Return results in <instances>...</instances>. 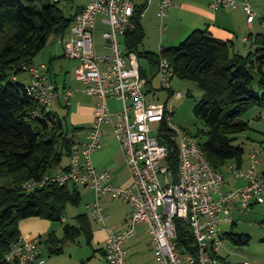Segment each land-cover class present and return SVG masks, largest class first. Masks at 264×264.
Segmentation results:
<instances>
[{"label":"built area","instance_id":"obj_1","mask_svg":"<svg viewBox=\"0 0 264 264\" xmlns=\"http://www.w3.org/2000/svg\"><path fill=\"white\" fill-rule=\"evenodd\" d=\"M153 1L89 0L75 12L68 33L57 42L62 46L63 57L77 63L74 79L83 86L80 92L96 100L93 120L87 128L86 141L73 146L64 171L27 182L23 188L31 191L46 183L88 188L95 200L86 208L97 224H103L107 218L102 207L104 198L122 200L128 206L125 226L106 228L104 264H126V244L135 238L138 228L144 229L155 264H224L217 252L223 241L222 226L232 222L226 213L236 204L240 213L255 204L264 206L263 175L257 170L256 152H250L246 167L235 162L225 165L242 185L222 190L226 183L224 175L206 160L198 138L172 124L173 102L183 94L172 89L173 71L164 57L158 59L154 76L159 78L161 90L168 92V98L162 104L146 102L147 96L154 95L151 81L141 76L138 57L128 48L124 37L134 29L135 10L146 8ZM173 2L158 0L159 19L166 17ZM252 2L209 0V7L234 10L241 6L250 26L257 17ZM260 19L264 24L263 16ZM96 30L100 31L104 54L95 50ZM22 70L28 76V83L24 82L27 90L41 106L49 108L58 98L69 105L73 91L64 87L59 93L49 79L48 64L23 65ZM109 100L120 103L119 109L112 110L107 105ZM108 130L118 142L130 174L125 186L114 184L107 168L97 171L90 161ZM179 222H185L191 231L193 254L176 246ZM4 258L11 264H45L37 239H17Z\"/></svg>","mask_w":264,"mask_h":264},{"label":"trees","instance_id":"obj_2","mask_svg":"<svg viewBox=\"0 0 264 264\" xmlns=\"http://www.w3.org/2000/svg\"><path fill=\"white\" fill-rule=\"evenodd\" d=\"M59 3L0 0V264H11L5 261V254L20 238L18 222L30 217L62 225L61 239L54 232L44 240L37 239L39 246H46L48 255H61L64 245L80 239L88 246L93 241L89 216L77 215L74 225L63 222L66 206L80 203L76 186L46 183L31 191L23 188L27 182L66 169L68 163L61 167V161L64 157L68 160L75 145L73 136L80 130L72 127L70 135L65 118L41 106L17 78L24 73L23 65L33 64L50 37L63 38L68 33L74 15L66 17ZM145 9L135 10L134 29L124 37L128 48L146 59L153 72L158 59L164 57L173 78L196 83L202 95L192 113L201 125L195 137L204 138L199 141L204 157L216 171L229 162L240 167L244 150L234 145V136L249 129L248 121L241 117L254 107L264 109V34L254 36L246 55L233 52L230 43L214 38L207 30H195L178 45L161 48L159 54L138 52L144 38L140 20ZM255 74L258 91L254 90ZM141 76H145L143 70ZM55 101L59 103V98ZM171 167L174 172V159ZM222 235L223 240L236 245L249 242V236L235 233L232 226ZM175 243L179 250L195 252L194 238L185 222L176 224ZM100 253L103 258V248Z\"/></svg>","mask_w":264,"mask_h":264},{"label":"rangeland","instance_id":"obj_3","mask_svg":"<svg viewBox=\"0 0 264 264\" xmlns=\"http://www.w3.org/2000/svg\"><path fill=\"white\" fill-rule=\"evenodd\" d=\"M89 0H73V1H61L58 7L62 10L63 14L68 16H73L75 12L83 6ZM256 14L255 23L261 25V19L264 15V0H256ZM147 9L143 12V21L145 24L144 38L142 43L138 46V52H152L154 54H159L160 47L168 48L172 47L174 44L172 40V32H176L177 28L169 26V24L164 21L165 18L159 19L153 11V4L146 7ZM141 15V16H142ZM141 17V18H143ZM164 21V22H163ZM167 25V28H163V23ZM143 28V27H142ZM264 33V28L263 32ZM56 37H50L43 51H41L35 58V64L39 63L41 59L45 60V64L49 61L52 62L51 77L54 83L57 85L59 93H61L65 88L73 91L72 96L69 100V105L67 108H63L59 103H62L61 98H59V103L54 102L49 110L56 112L60 117L65 118V122L69 129V134L71 135V128L75 127L73 124L72 116L78 106H91L95 100L92 97H88L80 90L83 86L81 83L75 81L74 79V69L77 65L76 62L70 61L63 57L62 46L57 42ZM185 39V38H183ZM95 50L101 54L106 51L103 48L102 40L100 38V31L96 30L93 35ZM183 40H180L175 44L178 45ZM244 52L242 55H246ZM138 63L141 70L144 71L145 77L151 81V87L154 90V95L147 96V103L162 104L168 98V92L161 90L159 78L154 76V72L150 68L146 59L138 57ZM264 71V68H263ZM19 81L28 83V76L24 73L17 76ZM257 75L255 74L254 79V90H257ZM65 85V86H64ZM171 87L174 91H179L183 94L182 98L174 100L173 102V116L172 124L184 132H188L195 136L197 129L201 128V125L196 122L193 116L192 109L194 104L200 99L202 92L198 89L196 83L188 80H180L174 77L171 81ZM188 94V95H187ZM107 105L112 108V110H118L120 103L109 100ZM242 120L248 121L249 129L243 133L234 136V145H239L243 148L244 154L243 159L248 164V154L250 152H256L258 166L257 170L260 174H264V109H259L254 107L248 110L241 117ZM80 128L73 136L75 144L84 143L86 141L87 128L86 125L76 126ZM103 140L101 147L97 149L91 156L90 161L92 165L100 169L104 165H108L111 168L112 181L116 185H124L130 180V174L126 166L122 150L115 140L113 135L109 133ZM107 134V133H106ZM199 141L204 140L198 139ZM68 163L67 157H64L61 161L60 166H65ZM224 178L227 182L223 186V191H228V188H235L241 182L235 179V177L230 174L227 169H221ZM3 183L0 181V184ZM264 183V178H263ZM77 192L80 195V203L78 206L67 205L64 214V224L74 225L75 217L77 215L85 214L88 216L86 206H91L94 202V193L92 190L84 187H76ZM264 197V191H263ZM103 212L109 217L106 218L103 224H97L91 221L92 229L97 240L101 239L100 231L103 230L106 234V228L110 227H122V220L127 213V205L120 199L109 200L104 198L102 200ZM231 220L233 221L232 229L235 233L244 234L249 236V242L246 245H236L231 240L224 238L222 244L219 246L217 255L222 258L227 259L231 264H238L242 262H248V264H264V206L260 204H255L246 210L236 211L232 210ZM28 219H39L41 221H47L38 217H30ZM25 220V219H22ZM18 222L19 224L22 221ZM27 220V218H26ZM49 229L42 233L39 237L43 239L51 232H54L58 239L62 237V225L56 222H50ZM44 224V225H43ZM63 224V225H64ZM40 226L45 227V223H40ZM40 226H37L39 229ZM227 227V226H225ZM142 233L138 230L137 235ZM38 238V237H37ZM36 238V239H37ZM96 239L88 246L86 243L80 239L78 243L66 244L63 247V254L55 256L48 255V251L44 244L40 245V254L45 264H104L100 249L102 247V241L97 242ZM42 240V241H43ZM146 242L148 239L145 236H141L137 239L130 240L126 246L130 248V254L128 255L127 264H155L152 254L146 248Z\"/></svg>","mask_w":264,"mask_h":264},{"label":"crops","instance_id":"obj_4","mask_svg":"<svg viewBox=\"0 0 264 264\" xmlns=\"http://www.w3.org/2000/svg\"><path fill=\"white\" fill-rule=\"evenodd\" d=\"M255 2L256 0H253L252 8L254 12L256 13L257 10L255 8L257 5H255ZM173 3H174L173 7L169 9L166 15L167 17L164 19V21H166L169 24V26H171V28L172 26L177 28L176 32L174 33L172 32L171 34L172 40L174 42L172 46H175V44L179 42L180 40H184L183 38H186L191 32L195 30H207L209 34L212 35L214 38L230 43L232 45L233 52H236L242 55L244 52L248 53L251 50L250 45H251V42L254 36L256 34H260L261 32H263L264 27L255 23V21L250 26H247L245 22V13L243 12L241 6H238L234 10L223 9V8L212 10L209 7V0H174ZM151 4H153V11H155V15H156L158 0L153 1ZM141 17H143V15ZM143 19L144 17L141 18L140 22H141V26L144 29L145 24H144ZM261 25L263 24L261 23ZM165 28H167V25L163 23V29L165 30ZM261 34H264V33H261ZM250 36L251 38H249ZM49 62L46 63L48 64V67H49L48 76L49 78L52 79L51 69H50L52 67V62L50 64ZM33 64H35V62H33ZM39 64H45V60L41 59L39 63H37L36 65H39ZM95 102L96 100L93 101V104L91 106H78L76 108L75 113H73V116H72L73 124H75V127L83 126V125H86L89 127L91 125V122L93 120V110H94ZM106 135H108V132ZM241 167L242 168L246 167V162L244 159H242ZM106 168L110 171V173H112L111 168L108 165H106V167H104L103 165L102 167H100V169L95 168V170L100 171ZM223 169H226V168L224 167ZM129 181H127V183H125L124 185H120V186L127 185ZM240 182L241 183L237 185V187L242 185V181ZM230 189L231 188H228V190ZM109 200H112V199H109ZM234 209L238 211L239 209L238 204H236L233 209L228 211L226 215L230 217L231 212ZM104 214L107 216V218L109 217L106 213ZM127 215H128V206H127V213L125 214V217L122 220L123 222L122 227L121 228L115 227L116 229L124 228ZM40 223H45V227L40 226ZM232 225H233V221L230 224H224L222 226L223 231L224 232L229 231ZM37 226H40L41 229H39ZM49 227H50V224L48 221H41L39 219H28L27 218V220L25 219L20 222L18 230H19L21 239L33 240V239H36L37 237L39 238V236L42 233L46 232L47 229H49ZM138 230H140L142 235L141 234L137 235ZM100 233L102 234L100 237L101 239L97 240L93 232V240L96 239L97 242L102 241V247H101L102 249L104 247V240H105L106 234L103 230H101ZM141 236H145L147 238L146 234L144 233V229L138 228L136 231V236L133 239L140 238ZM126 247L128 248V246ZM146 248L149 251L148 242H146ZM128 250L130 254V248H128ZM219 257L222 258L221 256ZM222 259H225V258H222ZM225 261L231 264L227 259H225ZM126 264H127V260H126Z\"/></svg>","mask_w":264,"mask_h":264}]
</instances>
